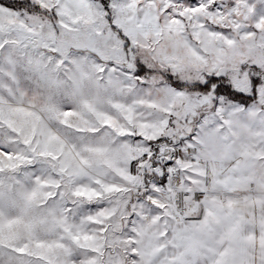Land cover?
<instances>
[{
    "label": "snow or ice",
    "instance_id": "6c2138e0",
    "mask_svg": "<svg viewBox=\"0 0 264 264\" xmlns=\"http://www.w3.org/2000/svg\"><path fill=\"white\" fill-rule=\"evenodd\" d=\"M0 264H264V0L0 2Z\"/></svg>",
    "mask_w": 264,
    "mask_h": 264
},
{
    "label": "trees",
    "instance_id": "16d2710c",
    "mask_svg": "<svg viewBox=\"0 0 264 264\" xmlns=\"http://www.w3.org/2000/svg\"><path fill=\"white\" fill-rule=\"evenodd\" d=\"M0 2H4V0H0Z\"/></svg>",
    "mask_w": 264,
    "mask_h": 264
}]
</instances>
